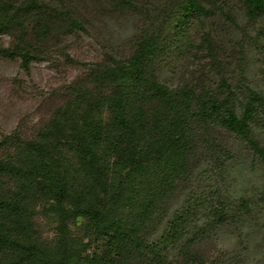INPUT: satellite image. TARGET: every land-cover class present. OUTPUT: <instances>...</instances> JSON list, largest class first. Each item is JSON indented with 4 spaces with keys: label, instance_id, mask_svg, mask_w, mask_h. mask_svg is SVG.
Instances as JSON below:
<instances>
[{
    "label": "trees",
    "instance_id": "trees-1",
    "mask_svg": "<svg viewBox=\"0 0 264 264\" xmlns=\"http://www.w3.org/2000/svg\"><path fill=\"white\" fill-rule=\"evenodd\" d=\"M10 62L0 264H264V0H0ZM40 63L78 70L31 96ZM236 170L255 182L235 191Z\"/></svg>",
    "mask_w": 264,
    "mask_h": 264
},
{
    "label": "rangeland",
    "instance_id": "rangeland-1",
    "mask_svg": "<svg viewBox=\"0 0 264 264\" xmlns=\"http://www.w3.org/2000/svg\"><path fill=\"white\" fill-rule=\"evenodd\" d=\"M72 47H70V52H72L75 56H77L81 60H88L97 58L99 56V48L90 38L85 36H80L79 38L73 39ZM9 66H6V70L3 75L0 74V105L2 106L3 99L10 88V79H6L7 76L10 78L12 74L15 73L17 70V66L10 62L8 63ZM78 70L77 65H68V67L63 68L61 72L58 70L52 69L51 67L47 66L46 63H40L36 66L35 74L23 75L22 79L25 80L26 85L28 88H31L30 95L38 94L41 92L42 88H45L49 85H56L58 84L63 78L74 75ZM29 97L27 100L20 99L19 102H23L22 104H29ZM25 107V106H22ZM1 116V113H0ZM2 127V124H0ZM234 189L235 191L240 190L243 187H249L255 181L252 177V174L245 171V170H236L234 173ZM43 221L48 222V228L44 232V236L48 239H51L53 236V223L49 219L42 218ZM85 219L83 216H77L76 224L71 223V228L73 233L77 236H80L84 239L85 242H89L86 246L87 249L84 251L85 253H91L95 249H101L100 247L105 243V240L100 232H95L93 229L84 224ZM259 235L256 232H251L247 235V241H249L250 245V254L257 256V255H264V243L259 241ZM233 242V239L227 235L222 233L220 236V244L222 246L230 245Z\"/></svg>",
    "mask_w": 264,
    "mask_h": 264
}]
</instances>
